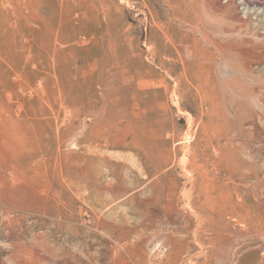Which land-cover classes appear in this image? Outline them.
Returning a JSON list of instances; mask_svg holds the SVG:
<instances>
[{"label":"rangeland","instance_id":"374dc122","mask_svg":"<svg viewBox=\"0 0 264 264\" xmlns=\"http://www.w3.org/2000/svg\"><path fill=\"white\" fill-rule=\"evenodd\" d=\"M0 264H264V10L0 0Z\"/></svg>","mask_w":264,"mask_h":264},{"label":"bare ground","instance_id":"6f19581e","mask_svg":"<svg viewBox=\"0 0 264 264\" xmlns=\"http://www.w3.org/2000/svg\"><path fill=\"white\" fill-rule=\"evenodd\" d=\"M245 4L249 5V6H254V7H258L264 10V2L261 1H256V0H244ZM205 38V37H204ZM210 42V41H209ZM207 50V49H206ZM208 51V50H207ZM205 53V52H204ZM206 63V62H205ZM205 69V68H204ZM207 72V71H206ZM205 78V77H203ZM206 79V78H205ZM208 79V78H207ZM207 81V80H206ZM207 83V82H206ZM213 126V125H212ZM226 159V158H225Z\"/></svg>","mask_w":264,"mask_h":264}]
</instances>
